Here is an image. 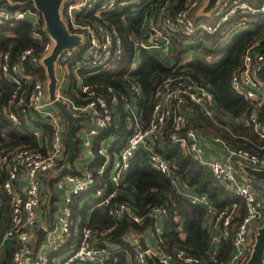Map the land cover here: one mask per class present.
Returning a JSON list of instances; mask_svg holds the SVG:
<instances>
[{
    "label": "built area",
    "instance_id": "obj_1",
    "mask_svg": "<svg viewBox=\"0 0 264 264\" xmlns=\"http://www.w3.org/2000/svg\"><path fill=\"white\" fill-rule=\"evenodd\" d=\"M131 1L67 0L61 5V18L69 33L78 36L79 41L62 48L55 60V98L65 102L73 114H84L89 118L83 138L89 151L93 150L90 136L117 125L119 106L123 110L128 134L117 152H113L111 142L105 141L98 146L97 152L104 157V162L96 170L97 174L86 167L56 180V188L62 193L60 204L52 219L41 224L44 236L38 243L37 212L45 202V177L63 165L67 154V121L49 96V78L44 63L55 39L47 31L37 9L11 8L0 3V24L27 19L33 27V38L43 44L40 51L27 47L16 57L10 49L0 53V73L14 84L5 115L13 124L38 137V144L34 147L20 145L0 151V174L2 171L7 174L3 189L11 204L8 225L0 236V258L7 243L12 241V264H105L116 249L125 252L126 264H150L149 255L155 256L161 264H206L184 249L169 252L159 243L156 248L144 247L138 239L132 241L134 247L131 251L112 242L105 236L104 228L88 221L81 225L79 239L65 259H58V254L50 257L46 253L59 249L72 239L76 223L74 202L79 195L91 189L97 194L95 205L107 207L116 219L129 215L142 222L145 217L157 218L167 213L165 206L155 205L145 215H140L133 212L128 200L118 198L124 176L139 148L147 151L153 168L177 181L176 168L173 170L171 162L157 150V142L164 130H168L171 140L179 143L185 154L208 166L213 176L231 188L244 203L245 212L240 216L236 203L218 207L206 193H196L190 198L203 205L213 223L220 228L222 237L231 236L232 252L223 264H247L251 256L259 228L264 222V181H257L245 170L246 165L264 169V47L259 40L246 47L240 66L231 76L232 87L249 102L247 109L235 119L216 110L212 88L186 67L161 76L152 96L149 114L141 102L143 89L138 80L128 78L125 87L119 88L102 81L86 82L83 74L114 73L123 64L124 38L117 25L104 18L107 11L122 6L147 7L140 34H129L134 46L129 70H133L141 63L143 50L151 51L161 59L164 52L172 53L180 41L200 40L211 47L227 43L236 33L253 28L255 15L264 13V0H218L210 10H205L208 0H185L177 8L168 0ZM217 32L220 37L215 42L203 36V33L211 35ZM191 48L197 56L202 54L198 52L200 47ZM206 57L211 59L209 54ZM186 61L179 62L183 64ZM32 66L44 67L45 76L35 75L29 70ZM127 74L126 71L123 79ZM193 105L199 106L221 126L229 127L231 122L237 124L245 120L262 138V151H250L210 134L213 142L223 147L225 155L205 157L202 141L206 134L188 125L190 115H195ZM42 124L49 126L48 132H42L39 128ZM109 161L111 171L105 177L103 171ZM126 239L130 240V235ZM216 251L212 250L211 255L215 256ZM113 262H117V257L113 256Z\"/></svg>",
    "mask_w": 264,
    "mask_h": 264
},
{
    "label": "trees",
    "instance_id": "obj_2",
    "mask_svg": "<svg viewBox=\"0 0 264 264\" xmlns=\"http://www.w3.org/2000/svg\"><path fill=\"white\" fill-rule=\"evenodd\" d=\"M179 7L185 0H168ZM11 8L36 9L33 1L24 3L11 2L10 0H0ZM147 7L135 9L130 6H122L104 13V18L117 25L124 38L125 51L123 64L116 72H100L88 74L83 77L86 82L102 81L119 88H124L128 78L138 80L143 89L141 102L145 105L147 113L152 109V96L161 76L186 67L192 74L207 83L215 94V108L221 114H228L234 119L242 114L248 107V100L245 96L237 92L231 85L232 73L240 66L241 57L246 47L254 40H259L264 47V13L255 15L253 28L245 29L236 33L230 41L225 44L208 47L198 40L194 45H186L182 41L176 43L174 55L180 59L181 52L192 46L200 47L203 51L197 58L180 64L179 60L175 64L165 63L157 54L143 50L141 63L133 70H129L133 58L134 46L129 34L134 32L139 35L141 32V22L144 14L148 12ZM41 21L43 17L41 15ZM33 27L29 20L20 19L13 23L0 24V53L10 49L13 57L27 47H34L37 51L43 48V44L33 38ZM208 36V37H207ZM208 39L215 42L220 34L214 33L206 35ZM197 39V38H195ZM211 55V59L206 56ZM31 70L35 75L45 76L46 71L42 66H37ZM127 71V78L123 79V74ZM14 84L0 73V151L14 148L20 145L34 147L38 144V137L33 132H27L19 126L13 124L5 115L8 108L11 92ZM195 115H190L188 125L200 132H206L226 139L238 147L246 148L250 151L260 152L262 149V138L256 133L254 128L247 122H231L229 127L216 124L206 115L199 106L193 105ZM124 114L120 117L117 125L105 129L100 137L118 138L119 144H123L126 139L127 127L124 121ZM45 131H49V126L44 124ZM78 126L74 128V135L77 139L76 149L79 151L80 138L77 134ZM5 133V137L3 136ZM101 138V139H102ZM125 138V139H124ZM100 139V140H101ZM93 146L96 153L95 162L88 167L97 174V168L104 157L97 152V143ZM157 150L171 162L173 170L180 175L183 184L193 188L197 193H206L218 207L232 206L236 203V210L240 216L245 212L242 199L230 188L218 181L208 168L198 159L183 152L179 143L174 142L168 135V130H164L161 139L157 142ZM78 153V152H77ZM79 172L73 164L67 169H58L59 174ZM51 174V173H50ZM51 175L45 177V193H53L52 184L55 180ZM7 177L6 172L0 174V230L1 233L8 225L9 213L11 210L9 195L3 189V181ZM90 191H94L91 189ZM89 191V192H90ZM54 198L55 194L51 195ZM80 196L79 198H81ZM76 198V204L78 199ZM118 198L128 200L134 213L145 215L155 205L165 206L167 213L163 217V228L160 234L159 246L169 252L184 249L198 257L206 264H223L227 261L232 252L231 236L222 237L215 256L211 255V233L205 225V213L202 204L193 202L187 196L177 192L167 174L151 166L148 153L144 148H139L134 154L126 176L122 181V189ZM97 203L98 199H95ZM202 205V206H201ZM76 210V209H75ZM75 212V211H74ZM160 217V216H159ZM157 217V218H159ZM157 218L145 217L142 222L135 221L131 216L126 215L121 219L114 218L105 206H94L91 213L93 225L107 229L105 236L111 238L112 242L121 245L123 248L133 250L132 241L139 235H145L148 228L154 224ZM76 233V231L74 230ZM127 235H133L132 240H127ZM1 236V235H0ZM79 235H75L64 246L63 250L70 249L78 241ZM13 247L7 245L4 254L0 258V264H12ZM112 256L105 260V264H126L125 252L120 249L112 251ZM113 256L117 257V262H113ZM150 264H161L155 256H148Z\"/></svg>",
    "mask_w": 264,
    "mask_h": 264
},
{
    "label": "crops",
    "instance_id": "obj_3",
    "mask_svg": "<svg viewBox=\"0 0 264 264\" xmlns=\"http://www.w3.org/2000/svg\"><path fill=\"white\" fill-rule=\"evenodd\" d=\"M193 48L189 47L188 48V51L192 50ZM201 50V49H200ZM176 50H174L172 53L171 52H164L162 54V60L165 62V63H168V64H172L173 62L179 60L180 62L182 61H186V60H183L182 59V56L184 53L188 52L186 49L183 50L181 52V55H180V59H177L174 55V52ZM170 57L171 58H174L172 61L170 60ZM195 58H197V54L194 55ZM193 58L192 56H190L187 61L189 60H192V59H195ZM119 112H120V117H122V107L119 106ZM228 115V114H227ZM88 120L87 122V125H84L82 123L83 120ZM84 119H81L79 120L78 122H76V126H78V131H77V134H78V137L80 138V141H79V151H77L76 149V154L73 158V160L70 162L69 166L70 167L72 164H73V167H75L77 169V171H81L83 169H85L86 167H88L91 163L95 162L96 160V153L94 151V148L93 150L90 152L87 147L84 145V140L83 138L86 136V133H87V130L84 128H88L89 126V118H87V116L84 115ZM120 119V118H119ZM125 119V118H124ZM125 121V120H124ZM245 122V120H243ZM44 124H42V127H39V128H42V132L45 133V126H43ZM126 125V123H125ZM127 127V125H126ZM67 128V126H66ZM107 129V128H106ZM105 130V129H104ZM102 130L98 135L96 136H90L89 139L91 140L93 146L95 144V140L98 141L97 143H100V142H111V144L114 146L113 148V152H117L122 146L123 144L125 143V141L123 142V144H119V140L118 138H115V136L112 137H100L101 136V133L104 131ZM126 136L127 137V134H128V129H127V132H125ZM206 137H204V140L202 141V144H203V147L205 149V152H204V156L205 157H208V158H211V157H221V156H224L225 155V151L223 150V147L219 144H217L216 142H213V140L211 139V135L209 133H206ZM42 137L44 136L43 134H41ZM102 138V139H101ZM101 139V140H100ZM125 139V138H124ZM77 140V139H76ZM126 140V139H125ZM76 147V146H75ZM94 151V152H93ZM78 152V153H77ZM184 152V151H183ZM227 154V153H226ZM111 156L113 155V153L110 154ZM102 156V155H101ZM104 162V159L103 161L101 162V164L99 165V167L103 164ZM64 163V161H63ZM109 164H107L106 168H104V171H103V176L107 177V175L110 173L111 171V162L109 161L108 162ZM67 167V168H68ZM98 167V168H99ZM60 168L62 170L63 169V165L60 166ZM65 168V169H67ZM97 168V169H98ZM58 169L57 168V172L53 174V176H55V180L52 184V188H53V193L52 194H55L54 198H52V194L50 193H45L47 195H44L45 196V202L44 204L38 209V219H39V226L37 228V235H36V240H37V237H38V230L39 228H41V224L42 223H46V222H49L52 217L54 216L56 210L58 209L59 207V204H60V195H62L61 191L59 192L56 188V180L64 175V174H59L58 173ZM55 171V170H53ZM67 174V173H65ZM127 174V172H126ZM125 174V176H126ZM51 175L50 173L47 175L49 176ZM124 176V177H125ZM170 179H171V182L175 188V190L181 194H183L184 196H187L188 198H191L192 195L196 194L197 191H195L193 188H190L186 185L183 184V180L182 178L178 177L177 181H173L172 180V177L169 176ZM45 188H46V184L43 185V191L45 192ZM231 189V188H230ZM90 190L86 191V192H83L81 195H79L77 198H79L80 196H82L81 198L78 199V202H77V205L75 206L74 208V217H75V220H76V223L74 225V229L76 231V233H74L73 237L75 235H79V229L81 227V225H83L85 222H91V213H92V210L94 208V206H96L95 204L92 205V206H88V203L92 202V200H89L88 203H85L83 206H81V199L83 198V195H85L87 192H89ZM241 198V197H240ZM98 199V198H97ZM76 204V201L74 202V205ZM202 206V205H201ZM76 209V210H75ZM204 213H205V225L206 227L208 228V230L210 231L211 233V245H212V250L214 249H218V246H219V241L220 239H222V234H221V230L220 228L215 225L211 219V216L204 210ZM163 217H159L157 218L156 220H154V224H152V226H150L146 232L145 235H139L137 237L134 238V240L138 239L139 242H140V238L143 237L144 238V241H145V244L146 245H149L151 247H158V243H159V240L161 239L160 237V234L162 232V228H163ZM104 232L106 233L107 232V229L104 230ZM44 236V234H43ZM43 236L40 238L42 239ZM133 235H130V240H131V237ZM12 241H9L7 243V245H10L12 244L11 243ZM77 243V242H76ZM141 243V242H140ZM142 244V243H141ZM65 245V244H64ZM63 245V246H64ZM63 246H61L59 249L57 250H54L53 252L50 251L48 253V255L50 257H54L55 255H57L60 251H64L62 248Z\"/></svg>",
    "mask_w": 264,
    "mask_h": 264
},
{
    "label": "water",
    "instance_id": "obj_4",
    "mask_svg": "<svg viewBox=\"0 0 264 264\" xmlns=\"http://www.w3.org/2000/svg\"><path fill=\"white\" fill-rule=\"evenodd\" d=\"M11 2L24 3L27 1H33L36 9L42 15L43 20L46 23L47 31L52 35L55 39V44L52 48V51L44 58V63L47 69V75L49 78L48 83V92L51 99L54 100V104L62 113L63 117L67 121L66 128V146H67V154L64 159L63 169L67 168L70 162L73 160L76 154V137L74 135V128L76 126V122L81 119H84V114H73L70 110H68L67 105L60 99L55 98L56 94V86H57V76L55 72V60L58 56V53L64 47H71L75 45L79 38L76 35H72L67 30L63 19L61 18V5L64 1L67 0H10ZM218 0H208L205 5V10H210ZM246 172L249 176L253 177L257 181H264V169L254 168L250 165L245 166ZM39 234L36 240L38 243L41 237L44 234V229L41 227L38 230ZM140 242L144 247L145 244L144 238H140ZM247 264H264V222L262 226L259 228L256 241L254 243V247L251 253V256L247 262Z\"/></svg>",
    "mask_w": 264,
    "mask_h": 264
},
{
    "label": "rangeland",
    "instance_id": "obj_5",
    "mask_svg": "<svg viewBox=\"0 0 264 264\" xmlns=\"http://www.w3.org/2000/svg\"><path fill=\"white\" fill-rule=\"evenodd\" d=\"M137 2V0H133V1H131V3H136ZM238 31H240V30H238ZM206 35H209V34H207V33H203V36H206ZM208 37V36H207ZM208 41V40H207ZM210 42V41H209ZM211 43V45H212V42H210ZM184 44H186V45H194V44H196V42H193V41H189V40H187ZM205 46H208V47H211L210 46V44H208V43H205ZM219 46V45H218ZM213 47V46H212ZM216 47V46H215ZM201 49V48H200ZM187 51H188V49H186ZM198 52L199 53H203V51L202 50H198ZM197 54V52H194V51H188V52H186V53H184L183 54V56H182V59L183 60H187L190 56H192V55H196ZM193 58H194V56H192ZM174 58H171L170 57V60L172 61ZM47 76V75H46ZM47 78H48V76H47ZM80 83L78 82V85H79ZM87 122H88V120L86 119H84L83 121H82V123L84 124V125H87ZM109 164V163H108ZM54 173H56L57 172V170H55V171H53ZM51 174H52V172H51ZM44 194H45V192H44ZM45 195H47V194H45ZM96 198H97V194L94 192V191H90V192H87L85 195H83V198L81 199V206H83L85 203H88L89 202V200H92V202H90V203H88V206H92V205H94L95 203H94V200L93 199H95V202H96ZM0 235H2V233H1V230H0ZM47 254H48V251L46 252ZM70 253H71V249H66V250H64V251H61L60 253H58V259H60V260H63V259H65L66 257H67V255H70ZM3 254H4V252H3ZM2 254V255H3ZM1 255V256H2ZM74 264H83L82 262H75Z\"/></svg>",
    "mask_w": 264,
    "mask_h": 264
}]
</instances>
